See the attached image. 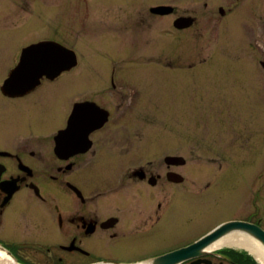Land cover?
I'll return each instance as SVG.
<instances>
[{"label": "flooded vegetation", "instance_id": "flooded-vegetation-1", "mask_svg": "<svg viewBox=\"0 0 264 264\" xmlns=\"http://www.w3.org/2000/svg\"><path fill=\"white\" fill-rule=\"evenodd\" d=\"M152 2L0 0V256L22 264H157L168 255L159 264H264V140L252 148L232 111L227 126L205 130L202 98L191 130L182 96L169 97L163 134L136 124L151 99L130 91L149 82L123 52L143 49L145 37L199 33L213 1ZM89 36L131 44L107 76L69 77L85 68L80 44ZM186 59L166 62L179 74L164 77L186 81L200 66Z\"/></svg>", "mask_w": 264, "mask_h": 264}, {"label": "rangeland", "instance_id": "rangeland-1", "mask_svg": "<svg viewBox=\"0 0 264 264\" xmlns=\"http://www.w3.org/2000/svg\"><path fill=\"white\" fill-rule=\"evenodd\" d=\"M171 1L181 7L189 6L186 3L189 0H153L152 3ZM212 1L208 7L204 6L202 21L196 27L199 33L192 30L181 36L145 37L143 49L136 46L131 52H123L124 61L139 65L137 78L147 73L142 80L149 82L140 83L134 88L137 91H130L141 97L145 95L139 90L147 91L146 96L151 99L137 109L136 124L139 118V124L154 126L157 136L163 134L168 99L182 96L183 112L188 130H191L195 127L193 116L198 99L202 98L205 130L210 125L219 126V129L227 126V115L232 111L236 130L246 129L251 134L253 148L255 141L264 140V0ZM220 6L225 11H232L222 16L218 10ZM130 44L131 40L127 38H85L80 44V62L85 68L80 70L81 74L74 71L68 76L92 79L107 76L111 60ZM185 52L188 65L198 61L200 66L189 68L188 79L183 83L172 79L171 75L164 77V73L179 74L177 70L166 69L164 64L178 60ZM47 89L35 96V100ZM191 98H196L192 100V106L188 103ZM51 111H57V108ZM129 125L130 122L124 123L125 127Z\"/></svg>", "mask_w": 264, "mask_h": 264}, {"label": "water", "instance_id": "water-1", "mask_svg": "<svg viewBox=\"0 0 264 264\" xmlns=\"http://www.w3.org/2000/svg\"><path fill=\"white\" fill-rule=\"evenodd\" d=\"M216 231H211L209 234H207L201 241H199L198 243L194 244L192 247H195L197 244H200L206 240H209V239H213L214 238V235H215ZM212 241V240H210ZM205 243V242H204ZM210 243V242H209ZM169 260V255L168 256H165L163 259H160V260H157V264L159 263H165V262H168ZM177 261V259L175 260Z\"/></svg>", "mask_w": 264, "mask_h": 264}, {"label": "bare ground", "instance_id": "bare-ground-1", "mask_svg": "<svg viewBox=\"0 0 264 264\" xmlns=\"http://www.w3.org/2000/svg\"><path fill=\"white\" fill-rule=\"evenodd\" d=\"M216 245L214 244L212 247ZM0 264H17V263L13 261L12 259H9L8 257L0 256Z\"/></svg>", "mask_w": 264, "mask_h": 264}]
</instances>
